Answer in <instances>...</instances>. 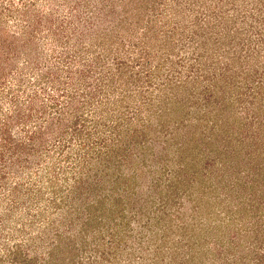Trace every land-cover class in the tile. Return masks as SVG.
Instances as JSON below:
<instances>
[{"label":"rangeland","instance_id":"374dc122","mask_svg":"<svg viewBox=\"0 0 264 264\" xmlns=\"http://www.w3.org/2000/svg\"><path fill=\"white\" fill-rule=\"evenodd\" d=\"M0 264H264V0H0Z\"/></svg>","mask_w":264,"mask_h":264}]
</instances>
